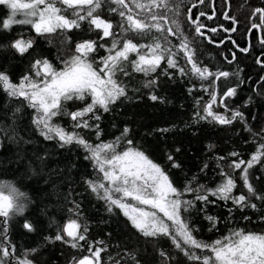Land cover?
Here are the masks:
<instances>
[{"label":"trees","instance_id":"trees-1","mask_svg":"<svg viewBox=\"0 0 264 264\" xmlns=\"http://www.w3.org/2000/svg\"><path fill=\"white\" fill-rule=\"evenodd\" d=\"M141 2L147 4L149 0ZM126 3L133 7L134 12H141V18L146 15L136 9L131 0H126ZM176 3L177 0H169L167 8L154 9L167 20V23L160 21L164 26L163 33L153 30L144 37L128 33L127 38L134 43L148 44L154 37L163 42L167 36L173 46H178L186 38L201 67H207L213 73L223 71L238 75L219 80L213 76L202 81L192 75L184 53L174 47L177 63L185 68L187 74L181 75L178 69L168 68L166 61H162V66L155 73L147 76L133 72L130 64L125 65L130 74L118 73L117 79L125 86L126 97L117 100L108 112L100 109L97 112L99 121L89 119L91 125H99V136L95 127L74 129L70 116L55 117L54 122L69 132H78L92 145L114 142L121 137L116 150L123 152L134 147L143 151L161 166L173 185L183 193L184 200H194L197 194L184 192L189 182L192 188L199 185L215 188L221 182V169L231 173L237 184L233 195L243 193L249 196L250 203H254L256 208H240L231 200L209 196V200L215 203L196 201L193 207L182 213L183 217L195 229L194 237L207 244L239 229L246 233L264 234V200L250 196L244 187L240 178L244 166L236 170L229 167L233 160L248 161L264 144V80L261 79L264 77V63H257L258 59L264 62V24L259 14L253 15L257 8L264 9V0H179L178 12ZM110 7L117 6L109 0L98 14L118 26L122 18L118 13L110 12ZM9 14V8L0 4V72L6 73L16 84L25 74H34L31 66L36 59L46 58L54 67L63 68L62 62L75 54L78 42L89 39L111 45L110 38L99 40L101 30L89 31L87 22H82L80 29L44 35H37L31 25L16 24L11 30H6L3 29V20ZM225 15L229 19H225ZM209 16L212 19H208ZM197 17L204 26L201 29L203 35L196 33V25L192 23ZM17 18L23 19V16L18 15ZM173 20L180 26V33L175 35L167 32L168 28L175 32ZM253 24L258 27L253 28ZM212 28L217 31L213 33L210 31ZM114 30L118 32L119 28ZM16 39H31L33 47L21 55L10 47ZM243 48L248 51H241ZM90 55L99 68V58L108 53L101 48ZM130 59H136V54H130ZM149 80H155L156 84L144 87ZM228 88H235L236 94L225 98V107L220 105L219 98ZM210 91L217 95V103L212 105L214 113L231 118V112L235 110L243 113L244 119L237 118L231 124H220L211 117L200 119L197 113L206 115L204 106L211 99ZM152 95L159 99H150ZM86 102H91L90 96L84 101H68L67 111L82 109ZM35 116L36 112L27 100L9 96L0 88V181L11 182L25 194L22 199L24 212L3 225L7 229L3 243L11 245L10 255L3 257L7 264H17L24 255L33 264H73L74 259L92 258L89 243L92 252L103 249L98 264H202L201 261L189 260L167 236L142 235L121 209L113 206L109 212L105 200L99 198L103 189L94 193L86 183L103 176L94 162L86 159L90 156L87 149L75 142L61 146L58 138L45 139L33 123ZM125 128L129 131L122 137ZM128 140L132 141L131 145ZM232 152L239 155L232 157L229 155ZM169 155L173 160L168 159ZM173 163L179 167H173ZM249 178L257 194L264 195V157L249 170ZM104 183L107 186V181ZM146 209L153 210L150 206ZM158 214L168 222L162 213ZM206 215L217 218L215 227L205 219ZM68 219L87 224V241L79 242L82 248L46 239L53 238ZM25 222L33 225V231L24 229ZM0 235H3L2 230ZM31 249L37 251L33 253ZM191 251L211 255L207 249L193 248Z\"/></svg>","mask_w":264,"mask_h":264},{"label":"snow or ice","instance_id":"snow-or-ice-1","mask_svg":"<svg viewBox=\"0 0 264 264\" xmlns=\"http://www.w3.org/2000/svg\"><path fill=\"white\" fill-rule=\"evenodd\" d=\"M108 2L109 0H0V4L10 10L9 16L3 20V29L11 30V27L16 24L31 25L37 35H44L80 29L82 22H87L89 31H102L100 41L105 38L111 39L110 46L89 39L78 42L75 46V54L62 62V69L54 67L46 58L36 59L31 66L34 75L25 74L19 84L13 83L6 73L0 72V88L6 91L9 96L23 97L28 101L29 106L36 112L33 123L45 139L58 138L62 142L61 146L75 142L87 149L90 156L86 159H91L103 176L102 178L97 177L96 180L86 181V183L94 193L103 189V195L99 198L105 200L108 211L111 212L113 206L121 209L123 215L142 235L145 237L167 236L175 247L184 251L189 260L201 261L202 264H264V234L246 233L243 229H239L212 242V244H207L194 237L195 229L182 215L183 212L193 207L196 201L205 204L215 203L214 200H209V196L223 201L231 200L234 205L240 208H256L254 203H250L249 196L243 193L233 195L237 184L231 173L221 169V182L215 188H207L205 185L192 188L191 182H189V185H185L184 192L197 194L194 200H184L182 199L183 193L173 185L161 166L149 159L143 151L128 147L123 152H118L116 145L121 137H118L114 142H101L92 145L78 132H69L54 122L53 118L55 117L70 116L74 129L95 127L96 134L99 136V125H91L89 119L99 121L100 116L97 115V112L100 109L108 112L111 105L121 97H126V88L117 79L118 73L125 76L130 74L125 69V65L130 64L133 72L143 73L147 76L149 73H155L162 66V61H166L168 68L178 69L181 75L187 74L185 68L180 67L177 63L175 58L177 52L173 51L174 47L184 53L187 64L191 65L192 75L202 81L213 76L219 80L229 75H238V73L230 74L223 71L213 73L207 67H201L186 38L182 39L178 46L171 45L167 36L164 37L163 42L154 37L148 44L134 43L132 39L127 38L126 34L128 33L139 37L147 36L153 30L163 33L164 26L160 21L164 20L167 23V20L158 15L154 9L167 8L169 0H149L147 4L141 0H131V4L136 9L146 13L143 18H141V12H134L133 7H130L126 0H111V4H115L117 7H110L109 11L118 13L122 18L118 26L98 14L104 4ZM179 7L180 3L177 0L175 4L177 12ZM68 13L71 15L69 16ZM256 14L260 15L261 22L264 24V9L257 8L253 15ZM18 15H22L23 19H18ZM201 15L204 14L201 13ZM208 19H212V17L209 16ZM225 19H229V17L225 15ZM232 19L235 22V19ZM172 23L176 25L175 32L171 28H168L167 32L172 35L180 33L178 22L173 20ZM192 23L196 25V33L203 35L201 29L204 26L199 23V17ZM117 27L119 28L118 32L114 30ZM252 27L258 26L253 24ZM210 31L214 33L217 29L212 28ZM232 31H235V28ZM10 47L23 55L33 47V40L16 39ZM101 48H105L108 55L99 58L100 67L97 68L90 54L98 52ZM240 50L248 51L247 48ZM132 53L136 54L134 60L130 59ZM233 59H235L234 55ZM257 63L264 62L258 59ZM261 79L264 80V77ZM155 84V80H149L144 84V87H153ZM204 90L209 91L208 88ZM235 94V88H228L219 98L220 105L226 107L225 98ZM89 96L91 102H86L82 109L67 111L66 102L84 101ZM210 96L209 103L204 106L206 115L199 116L197 113L200 119L211 117L220 124H231L237 118L244 119L243 113L235 110L231 112V118L214 113L212 105L217 103V95L214 91H210ZM150 99L157 100L159 97L152 95ZM128 131L129 129L125 128L122 137L126 136ZM163 131H167V129ZM127 143L131 145L132 141L128 140ZM229 155L237 157L239 154L232 152ZM262 157H264V144L257 148L248 161L233 160L229 167L236 170L244 166L240 176L244 187L250 196L264 200V195L257 194L249 178V170L254 164L260 162ZM168 159L171 161L173 157L169 155ZM173 167H179V165L173 163ZM104 181H107V186ZM23 198H25V194L11 182L0 181V218H2L0 219V230L3 232V235H0V264H7L3 257L10 255L11 248L10 244L5 246L3 243L4 236L7 234V229L3 228V225L13 216L24 212ZM143 206H150L153 210H147ZM158 213H162L170 223L161 218ZM205 219L210 221L213 227L218 222L214 216L206 215ZM245 219L248 218L245 217ZM23 227L28 231H33V225L30 222H25ZM87 231V224L78 223L77 219H70L53 238L46 237V239L63 241L73 248H82L83 245L79 242L87 241L85 235ZM182 245H187V249ZM193 248L210 250L211 255H199L191 251ZM88 250L95 260L84 256L79 260L74 259L73 264H98L100 252L103 249H96L92 252V245L89 243ZM36 251V249L30 250L33 253ZM18 264H33V261L29 260L26 255L24 259L18 261Z\"/></svg>","mask_w":264,"mask_h":264},{"label":"rangeland","instance_id":"rangeland-1","mask_svg":"<svg viewBox=\"0 0 264 264\" xmlns=\"http://www.w3.org/2000/svg\"><path fill=\"white\" fill-rule=\"evenodd\" d=\"M57 69H62V66H61V67H59V66H58V67H57ZM33 75H34V74H33ZM143 207H145V208H146V206H143ZM69 220H70V219H68V220H67V221L64 223V225H65V224H66V223H67ZM24 258H25V255H24V256H22V258H21V259H24ZM14 260H15V262H16V260H17V259H16V258H14ZM19 260H20V259H19ZM19 260H17V262H16L17 264H18V261H19Z\"/></svg>","mask_w":264,"mask_h":264}]
</instances>
